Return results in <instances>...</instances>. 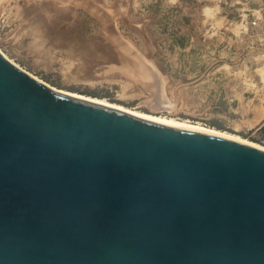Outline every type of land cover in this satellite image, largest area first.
I'll return each instance as SVG.
<instances>
[{
  "label": "water",
  "instance_id": "95a60500",
  "mask_svg": "<svg viewBox=\"0 0 264 264\" xmlns=\"http://www.w3.org/2000/svg\"><path fill=\"white\" fill-rule=\"evenodd\" d=\"M0 264H264V150L0 54Z\"/></svg>",
  "mask_w": 264,
  "mask_h": 264
},
{
  "label": "rangeland",
  "instance_id": "374dc122",
  "mask_svg": "<svg viewBox=\"0 0 264 264\" xmlns=\"http://www.w3.org/2000/svg\"><path fill=\"white\" fill-rule=\"evenodd\" d=\"M64 1L0 0V52L57 90L264 147V0Z\"/></svg>",
  "mask_w": 264,
  "mask_h": 264
},
{
  "label": "bare ground",
  "instance_id": "6f19581e",
  "mask_svg": "<svg viewBox=\"0 0 264 264\" xmlns=\"http://www.w3.org/2000/svg\"><path fill=\"white\" fill-rule=\"evenodd\" d=\"M68 1V0H67ZM66 0L64 2H67ZM74 1V0H72ZM77 1V0H76ZM122 45V44H121ZM125 49L123 50H127L126 48L128 47L127 45H122L121 47ZM127 46V47H126ZM130 48V47H129ZM127 52V51H126ZM0 54L6 58V56L0 52ZM128 57V56H127ZM7 59V58H6ZM8 61H10L9 59H7ZM16 66V65H15ZM152 68V67H151ZM153 71H155L154 69H152ZM264 70V68L262 70H260L261 72ZM37 79V78H35ZM39 80V79H38ZM41 81V80H39ZM160 81V80H159ZM42 82V81H41ZM158 81H156L157 83ZM44 83V82H43ZM46 84V83H45ZM51 87V86H50ZM55 89V88H54ZM158 89H160L158 87ZM57 90V89H56ZM59 91L60 93H63V94H66V95H70V96H74V97H77V98H81V99H85V100H89V101H93V102H96V103H100V104H104V105H108V106H112V107H115V108H119V109H123V110H127V111H131V110H128V109H125L121 106H117V105H114V104H109V103H106V102H103L101 100H97V99H92V98H88V97H84V96H81L79 94H75V93H70V92H66V91H62V90H57ZM160 91V90H159ZM131 112H134V113H138V114H142V115H146V116H150V117H153V118H157V119H161V120H165V121H169V122H172V123H176V124H180V125H184V126H188V127H191V128H195V129H199V130H203V131H207V132H210V133H214V134H218V135H221L223 137H226V138H229V139H232V140H235V141H239V142H242V143H245V144H248V145H251V146H254V147H257L259 149H262L264 150V147H261L260 145L258 144H255V143H251V142H247L245 140H242L240 138H236V137H232V136H229L227 134H224V133H221L219 131H216V130H211V129H206V128H203V127H199V126H194V125H188V124H185V123H180V122H177V121H174V120H168V119H164V118H161V117H157V116H154V115H150V114H146V113H141V112H135V111H131Z\"/></svg>",
  "mask_w": 264,
  "mask_h": 264
}]
</instances>
